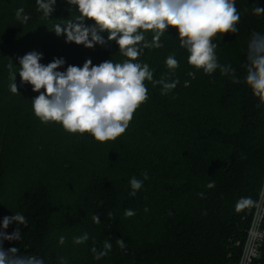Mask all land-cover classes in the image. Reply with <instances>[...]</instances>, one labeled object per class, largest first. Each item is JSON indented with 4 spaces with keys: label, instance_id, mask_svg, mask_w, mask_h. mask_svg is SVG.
<instances>
[{
    "label": "trees",
    "instance_id": "16d2710c",
    "mask_svg": "<svg viewBox=\"0 0 264 264\" xmlns=\"http://www.w3.org/2000/svg\"><path fill=\"white\" fill-rule=\"evenodd\" d=\"M235 3L241 13L238 31L218 33L223 38L213 41L219 44V62L231 64L241 83L219 70L205 75L191 66L178 30L169 27L161 38L164 46L145 50L140 59L160 79L168 73L166 57L174 54L177 87L162 95L159 85L146 80L149 99L125 133L101 143L89 133L69 134L58 123H42L31 101L39 93L21 85L17 72L19 94H12L7 66L11 62L18 71L17 58L30 51L43 53L42 64L63 58L60 71L82 67L87 59L93 65L122 62L115 41L89 49L50 31L60 19L78 14L70 15L66 0H57L50 18L36 10V0H0V220L21 213L28 221L19 226L21 239L5 241V248L18 247L45 264H60L61 257L66 264L239 263L256 204L240 213L235 204L241 197L257 203L264 178V108L256 107L258 99L243 83L251 34L264 33V15L252 9L255 3L264 7V0ZM18 8L30 16L27 23L16 19ZM101 35L107 41V31ZM144 171L149 178L130 196L129 179L143 180ZM209 182L215 187L207 188ZM125 209L136 215L126 218ZM109 211L114 219H108ZM94 214L100 223L93 222ZM85 232L89 240L75 244ZM119 238L127 246L123 251ZM105 240L111 251L94 259L93 241L102 249Z\"/></svg>",
    "mask_w": 264,
    "mask_h": 264
},
{
    "label": "clouds",
    "instance_id": "9594fccd",
    "mask_svg": "<svg viewBox=\"0 0 264 264\" xmlns=\"http://www.w3.org/2000/svg\"><path fill=\"white\" fill-rule=\"evenodd\" d=\"M66 3L70 15L73 12L78 14L71 19H60L50 31L64 36L65 43L89 49L115 41L125 59L122 62L109 59L99 65H93L92 60L87 59L82 67L68 65L66 70L60 71L65 65L63 58H53L48 64H42L43 53L30 51L17 58L18 71L13 70L14 65L10 62L7 66L10 92L19 94L15 83L18 72L21 85L28 83L32 85L33 92L39 93L31 101L33 114L42 123H58L69 134L89 133L101 143L114 141L124 134L136 109L149 99L146 80L153 87L159 85L162 95H167L179 83L178 79H172L179 68L174 54L166 57L168 73L160 79H154L155 70L140 59L145 50L164 46L161 38L169 27L178 30L179 46L188 52L191 66L203 70L205 75L219 70L221 75L231 77L232 83H241L231 64L219 62L215 54L219 44L213 41V37L217 40L223 38V35L217 36L218 33L234 34L238 31L241 13L235 0H66ZM56 4L57 0H36V10L44 18H50ZM252 11L255 15H264V7L257 3ZM15 15L21 24L30 19L23 8H18ZM104 31L108 33L107 41L101 35ZM149 34L151 39H148ZM244 70L243 83L258 99L256 107L264 108V33L251 34ZM142 176L143 180L135 176L129 179L130 196L135 197L143 187V181L149 178L147 171ZM206 187L214 188L215 183L209 182ZM261 194L264 195V189ZM198 195L204 198V193ZM255 204L251 197H241L235 204V211L240 213ZM144 211L149 209L145 207ZM135 215L133 209L124 210L126 218ZM107 217L114 219L115 214L109 211ZM92 220L100 223L98 215L94 214ZM12 224L16 227L9 233L7 229ZM20 225H28L21 213L0 220V264H45L42 257L22 255L18 247H4L5 241L11 243L21 239ZM88 240L89 234L85 232L75 237L73 242L79 245ZM64 242L65 237L61 236L59 243L62 245ZM116 244L122 251L127 247L122 238L116 239ZM111 249L109 240L103 242L102 249H97L93 241L91 251L94 259L100 260ZM60 264H66L63 257Z\"/></svg>",
    "mask_w": 264,
    "mask_h": 264
},
{
    "label": "built area",
    "instance_id": "2783aa9c",
    "mask_svg": "<svg viewBox=\"0 0 264 264\" xmlns=\"http://www.w3.org/2000/svg\"><path fill=\"white\" fill-rule=\"evenodd\" d=\"M264 178L238 264H262L264 248Z\"/></svg>",
    "mask_w": 264,
    "mask_h": 264
}]
</instances>
